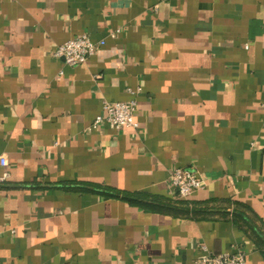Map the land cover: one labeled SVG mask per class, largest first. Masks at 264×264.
Segmentation results:
<instances>
[{"label": "crops", "instance_id": "obj_1", "mask_svg": "<svg viewBox=\"0 0 264 264\" xmlns=\"http://www.w3.org/2000/svg\"><path fill=\"white\" fill-rule=\"evenodd\" d=\"M137 88V130L89 129ZM0 157V264H264V0H0Z\"/></svg>", "mask_w": 264, "mask_h": 264}, {"label": "built area", "instance_id": "obj_2", "mask_svg": "<svg viewBox=\"0 0 264 264\" xmlns=\"http://www.w3.org/2000/svg\"><path fill=\"white\" fill-rule=\"evenodd\" d=\"M104 45V40L92 41L87 34L78 35L63 43L56 45L51 56L63 60V62L74 67L85 63L96 51ZM140 88L128 90L129 98L123 101H102L101 112L96 115L89 125L90 130H95L101 125L112 127L115 130L121 128L138 129L135 117L136 98ZM0 164L5 166V157H0ZM7 173L0 176V184L8 178ZM168 182L179 198H186L194 191L203 187V181L192 169L176 167L169 172ZM203 254L195 264H246L244 253L236 248L219 254L209 252L205 246H201Z\"/></svg>", "mask_w": 264, "mask_h": 264}, {"label": "trees", "instance_id": "obj_3", "mask_svg": "<svg viewBox=\"0 0 264 264\" xmlns=\"http://www.w3.org/2000/svg\"><path fill=\"white\" fill-rule=\"evenodd\" d=\"M122 198L128 202L135 203L142 207L154 208L156 205V200L154 197L142 192L127 193L124 194Z\"/></svg>", "mask_w": 264, "mask_h": 264}]
</instances>
